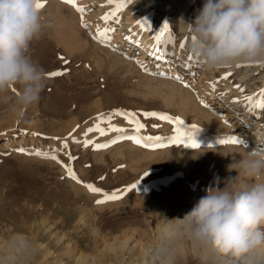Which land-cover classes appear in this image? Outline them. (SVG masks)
<instances>
[{
    "label": "rangeland",
    "instance_id": "1",
    "mask_svg": "<svg viewBox=\"0 0 264 264\" xmlns=\"http://www.w3.org/2000/svg\"><path fill=\"white\" fill-rule=\"evenodd\" d=\"M144 1L146 3V0ZM184 1L185 0L180 2L184 3ZM41 2L45 4V7L40 9L44 27L42 28L39 37L32 41L30 45V55L40 66L43 68L46 66L44 70L47 74L53 71L63 72L64 74L53 78L46 77V88L41 94L39 103L35 106L24 109L23 111L20 106L15 103L14 94L16 93V88L9 89L6 94L0 95V237L7 238L9 237V234L18 232V228H26L27 226L32 225L38 228L34 229L37 231L36 233L42 237L44 244L48 241L50 244H54L55 247V238L46 236L44 233L46 232L44 231L46 226L44 225V222L47 225L61 223V221L64 220L63 213L66 206L69 207L71 204V206L74 205L73 207L70 206L71 209H76V211H78L77 208H80L82 211L84 210L83 213H85L87 217L86 221L91 222L95 219L94 222L96 221L97 224H101L103 230L101 233L99 232L98 236H92V233H87L86 229H84L87 233L86 234L84 230L77 228L78 225H81V223L79 224V217L77 216L76 218H72V222L70 221V229H64L62 232L64 233L68 229V231L71 232L73 229L71 232L73 240L79 238L82 239L84 235H87L88 237L85 238V241L83 242L85 245L87 244V249L80 247V251L82 250L81 252L86 255L102 253L106 260L105 264H109L111 260L115 261L116 257L113 251H107V244L114 241L117 237H119L118 239H120L121 236L123 237V234L108 233L109 230L111 232V228L120 226L125 222L123 216L125 215V211L122 210L123 212L121 213L117 211L116 213V208L119 206L117 207L118 203H115L119 202L120 199L116 202L112 201L97 204V198L100 197L98 200L102 199L100 195L90 193L85 187L82 189L84 190L83 192L78 191L77 193L76 190H73V188L76 189L75 187H70L72 185H69V178L62 165L70 166L76 177H79L82 181L85 179V184L96 185L95 187L103 184L101 186L103 187L102 189H104L103 191L111 193L115 189V191L123 190L122 187L123 184L125 185L124 182H126V177L149 176L148 174L151 172L155 173L158 166H160L158 169L159 171L161 169L164 171H156L159 172L161 176L168 174V171H170L168 169L171 168H175V173L177 175L180 170H183L184 166L186 168L189 167L190 170L192 169V171L195 172L198 170L199 175L202 171L201 169H205L203 172L207 177H217V179L220 177H234L236 173L234 172V174H232L233 171H229L228 167L232 162L230 159L234 158L232 154L234 151L232 152L229 151V149L218 147L214 149L212 148L208 151V154L211 155L199 154V160H201L203 156H208L202 158L201 163L196 161V164L200 165H196V167H194V169H196L193 170V168L187 165V162H180L181 164H178V161V163H176L177 165L175 163L167 164L165 159L167 154L164 153L165 151L155 155L156 157L154 156L157 159L155 160L156 162L148 160V158H146L148 162L145 158L146 161L144 159H139V157L143 158V155L145 154H142L140 150L135 148L137 145H133L134 149L133 147L132 149H127L126 146L122 149L121 147L117 148L115 145H111L106 149H101L103 151L96 154L98 152H96L97 150H94L93 144L101 143V140L105 138V135L101 136L98 132H88L87 135H85L87 129L94 127L98 123V117L104 118V121L100 122V127L102 128L107 129L109 126H112L132 129V126L123 117L113 116L111 120H108V116L111 113L121 111L136 113V118L145 125L142 130L147 133V136H160L165 133L174 134V125L169 124L167 121L159 120L154 117L144 118L142 116V114L146 112H155L158 115H168L174 120L179 117L182 121V118H185V120L192 118H181V108L179 110V105L175 104L177 102L173 104L172 101L169 103L167 100L169 90L157 86L155 81L153 83L148 81L150 78H155L169 81L174 80L177 85H187L185 87L191 85L193 90L198 89L197 92H199L197 93V96L200 98L199 100H205L207 103H204L206 104L204 105V110L207 109V112L212 110L215 118H217L216 120L219 122L222 118H225V122L234 127L232 132L246 140L247 133L244 132V129L242 130L237 127L239 124L238 121L232 118L227 119L228 117H223V114H227L225 113L226 110H228L226 108L232 105L230 97L238 98L240 104H245L246 96L253 97L258 92L264 90V82L262 79H258V77L261 76L259 74L260 70L258 73L251 72V75L245 78L244 82H240V76L237 71L232 72L231 75H229L228 80L218 82L223 76L222 72L217 73V77H213L209 70L204 69V67H193V74H190L191 67L185 70L180 68L177 63L174 68L159 66L157 65L159 62H156L155 64L151 61L147 62L148 60L144 63H148V65L145 69H142V73L138 70L127 71L123 68L122 62H115V60L107 56L114 51L119 56L128 53L127 55L129 57L126 58L128 61H132L140 55L141 51L139 47L135 48V46H133L132 48L129 45L127 46V44L122 45L121 38H117L113 33L118 31L120 22H114V27H112V29L108 26V28L111 29L108 41L105 44H101L95 39L94 31L91 29L93 24L103 23L101 13H98L99 7L91 5L90 0H76V5L79 3L82 8L85 9V19L82 26L81 16H83L84 13L81 14L74 10V14L78 17L77 19L79 22H77L78 29L76 30H79L82 35L81 37L78 36L77 40H71L68 39V34H65L68 32V30H66L68 28L67 26H69L68 24H71L70 20L66 25L67 20L65 19L67 18L69 21L72 15L70 12L72 9L71 6L68 4H66L68 5L66 6L62 2V4L68 9L63 8L60 12V10L55 9L56 7L52 5V3H49L50 0H41ZM136 10L138 9L131 6L132 13ZM154 11H156L154 21H156H153L155 26H153L151 36L159 28L162 22V19L160 18L164 13V10H157V8L154 9ZM57 12L63 16L62 19L60 18V14H55ZM139 15L141 16L137 18L138 20L145 17L143 11H141V14ZM178 26L180 25H175V35L179 32ZM127 31L126 28L123 29L124 38L128 36ZM132 49H134V51ZM169 64L170 63L167 62L165 65ZM243 72L244 71H241L240 73ZM160 73H164V75L161 76ZM175 77H180V79L177 80ZM226 84H229L230 90H234L237 86H241L243 93L240 94L235 91V93L233 92V95L227 90V88H225ZM200 92H202L203 95H200ZM211 94H214V97H210ZM223 97L227 99L225 108L221 109V111L213 110L215 106H211V104L215 101L214 99L219 101L220 98ZM262 115H259V119L264 124V117ZM201 119L204 120V118ZM187 122H185V124ZM200 122L201 121H199V124L201 125L199 126L202 128L204 123L202 124ZM219 127L218 130H223V126ZM203 128L206 129L205 127ZM109 133L110 132H108L107 135ZM88 139L93 141V144L90 143L89 147H84V141ZM245 140L243 141V146H245V148H250L251 145H254ZM6 142L9 144L5 145ZM64 143L67 144V147H63ZM248 145L250 146L248 147ZM255 146L256 145L253 147ZM21 148L25 150L24 153L18 151V149ZM261 148L263 149L264 146H261ZM36 150L55 154L60 163H57L52 159H45L32 154ZM129 151L131 154L126 153ZM129 155H131V161H129ZM69 156L74 159L69 161ZM132 159L135 161H132ZM138 159L143 160L142 166ZM204 160H206V163ZM203 162L205 163L204 165L202 164ZM207 162L210 164L208 165ZM144 163L146 165H144ZM147 163H150L151 165L149 164L148 166ZM189 163H192L193 165L195 162L194 160H190V162L188 161V164ZM205 165H207L210 170ZM153 166L155 167L154 170L153 168L151 169ZM199 166L201 168L200 170L198 168ZM146 167L149 168V170L147 168L148 171L146 170ZM186 168H184V170ZM212 169L216 172H213ZM203 172H201V177L205 176ZM209 172L211 173L210 176ZM146 173L147 175H145ZM112 177H120L118 179L121 181V186L118 188L111 187L113 186V181L112 183L110 182L114 179ZM122 177L125 178L123 179ZM108 179L110 180L108 181ZM121 192L123 194V191ZM94 195L95 197H93ZM70 201L72 203H70ZM64 205L65 208H58V206L60 207ZM114 205L116 206L114 207ZM76 211H71V213L74 214L73 216L76 215ZM54 213H58L62 217L58 214L55 215ZM45 215H51L49 218H52V223L45 221L46 218L43 217ZM42 217L44 218V221L42 220ZM54 217L56 219L55 222ZM117 217H119V220ZM98 218H100V220ZM140 219L142 220V218ZM149 224L151 225V228L149 227L148 230L149 232L146 228L143 229H146V232H152V235H155L154 225L151 220ZM52 227L54 228L55 226ZM34 229L32 235L27 230H24V234L29 237L34 236ZM56 231L52 230V233ZM157 235L158 234L155 236ZM89 243L91 246H89ZM84 244L82 246H85ZM95 249L96 251H94ZM65 250V248L61 249L58 247L56 251L60 260L63 261L61 264H73V262L64 254ZM127 253L128 252H125V255L122 257L123 261L121 264H128L131 261V257ZM106 254H108V257Z\"/></svg>",
    "mask_w": 264,
    "mask_h": 264
},
{
    "label": "bare ground",
    "instance_id": "2",
    "mask_svg": "<svg viewBox=\"0 0 264 264\" xmlns=\"http://www.w3.org/2000/svg\"><path fill=\"white\" fill-rule=\"evenodd\" d=\"M90 1H91L90 2L91 5H95L96 7H99L98 13H101V16H105V15L115 12V16H110L109 20L111 21H108V23H105L103 21V23L93 24V27L91 29L94 31L95 36H96L98 29L103 30L105 28H108V26L111 27L112 29V27H114V22H120L118 31L113 32V33L117 36V38H121L122 45L127 44V46L129 45L132 48L133 46H135V48L139 47L141 51L140 55L137 58L133 59L132 61L127 60L126 57H129L127 55L128 53L124 55H120V56L117 55L115 51L110 54L108 53L109 55L107 56L111 57L113 60H115V62L116 61L122 62L123 68L126 69L127 71H137L138 70L142 73V69H145V67L148 65V63L147 64H144V63H146V61L148 60L147 62L151 61L155 64L156 62H159V64H157L159 66H167V67H173V68L175 67V64L177 63L180 66V68L185 69V70H186L185 65L187 64L188 69L191 67L190 74H193L192 73V71H194L193 67L194 68L204 67V69L209 70V72L213 75V77H217V73L222 72L223 76L220 80H218V82L228 80L229 75H231V73L235 71H237L238 75L240 76V79H239L240 82H244L245 78L251 75L250 74L251 72L258 73V71L260 70L259 74L261 76H259L258 79H262L264 82V65L233 63L228 67H223L220 69H209L206 66H204L198 59L194 57H192L191 62L189 61L188 58L189 56H191V54L188 52V49H187L188 37L186 35L185 26L183 22H181V20H183L185 23H191L194 20L196 13L202 7L204 0H192V1L185 0L184 3L180 2V0H146V3L144 0H131V3L127 4L121 11H118V12L115 10L114 4L118 3L119 0H114L113 5H109L108 0H90ZM190 2H191V6L188 5V3ZM49 3H52V5L56 7L55 9L60 10V12H61V9L63 10V8H67L66 6H68L65 3L64 4L66 6L63 5L62 0H59V1L52 0V2L50 0ZM76 6L82 8L81 4L79 3ZM131 6L135 7V9H138V10L132 13ZM71 8L72 9L71 10L69 9V10L72 15L69 21L67 18H65L67 20L66 25L71 20L70 22L71 24H68L69 25L67 26L68 28L66 27L67 28L66 30H68L69 33L66 32L65 34H68V36L66 35L68 39L77 40L78 36L81 37L82 34L79 30H76L78 29L77 27L78 17H76V15L74 14L75 8L72 6ZM156 8L157 10L158 9L164 10V13L162 14L160 18L162 19V22L159 28L151 36V33L153 31V26H155L154 22L156 21V20L154 21L155 19L154 15L156 14V11H154V9ZM141 11H143V14L145 15V17L142 18L141 20H138L137 18L141 16L139 15L141 14ZM58 12L55 14L59 15L60 13ZM84 15L85 13L83 14V16H81L83 21L85 19ZM62 17L63 16H61L60 14L61 19ZM165 24L169 26V32L174 37V41L172 44L163 46L162 51L166 52L167 55L163 56L161 59H157L156 55L158 53L156 52V41L154 37L159 34L161 28ZM176 24L180 26H178L179 32H177L175 35L174 29H175ZM124 28L128 30L127 31L128 36L126 37L127 39L124 38V34H123ZM181 42H184V48L180 47ZM132 50L134 51V49ZM167 62H169L170 64L165 65L167 64ZM143 64L144 66L141 67V65ZM241 71H244V72L240 73ZM148 81L152 83L155 81L157 86L164 87L165 89L169 90V95H167V100L169 101V103L170 101H172L173 104L177 102L175 104L180 106V107L178 106V108L179 110L181 108L180 113L183 114V115L182 114L180 115L181 118L182 117H187V118L192 117V118H188L190 121L186 119L189 122H187L185 118H182L183 121L185 120V122H187L186 124L184 122V128L190 130L192 125H195L197 128H199V130L194 133V140L197 144H199L200 147L198 149H192V148L183 147L182 145L181 146L172 145V146H169L163 149L151 150L148 148H144L142 146H138L137 144H134L130 140H123L115 144H112V145H115L117 148L121 147L122 149H124L123 147L126 146L127 149L129 148L132 149V147L134 149L133 145H137V147L135 148L140 150L142 154H145L143 155V158L139 157V159L148 158V160H152V161L157 160L155 158L156 157L155 155L165 151L164 153L167 154L165 158L167 164H172V163L176 164L178 163V161H179L178 164L187 162V165L193 168V170H195L196 168L194 169V167H196L197 165L196 161L197 162L199 161L201 163L202 158L208 155H211V154H208V151L212 148L214 149L218 147H223V149H229V151H232V152L234 151L235 153L234 152L232 153L233 157H239L243 154L245 149L250 151L251 149L255 148L257 146V141L264 143V124L259 119V115L263 114L262 116L264 117V110L256 109L250 112L247 101L245 104H240L238 102V98L232 97L233 98L232 99L230 97V99L232 100L230 101L232 102L231 103L232 105L226 108L228 109L225 112L227 114H223V117L225 116V117H228L227 119L232 118L238 121L239 124L237 127H239L242 130L244 129V132L247 133L246 134L247 137L245 140V138H242L238 136L236 133L232 132V129H234V127L230 126L229 123H226L225 118H222V119L220 118L221 120L219 122L218 120H216L217 118H215L212 110H209V112L206 111L207 109L204 110V105H206L207 103L205 100H199L200 98L197 96V93L199 92V91L197 92L198 89L193 90L191 85H189L188 87H185L184 84L177 85V83L174 80L169 81V80H163V79H155V78L151 79L150 78L148 79ZM225 88H227V90H229L230 93L232 94L233 92L235 93V91L239 92L240 94L243 93L241 86L235 88L234 90L233 89L230 90L229 84H226ZM260 93L261 92H258L257 94H255L253 98L255 100L261 99ZM200 95H203L202 92H200ZM213 95L214 94H211L210 97H214ZM214 100L215 101L211 104V106L212 105L215 106L213 110L221 111V109L225 108V105L227 104L226 102L227 99L223 97V98H220L219 101H217L216 99ZM199 117L204 118V120L205 119L206 120L204 121L203 119ZM199 121H201L200 123L202 124L204 123L202 128L199 126L201 125L199 124ZM219 126L222 127L223 130L221 131L218 130ZM203 127H205L207 130L204 129ZM125 134H132V129H125ZM146 134H147L146 132L141 130L140 135L147 136ZM174 134L165 133L160 136L167 137V136H171ZM117 135L119 134L110 132L108 135H105V138L103 140H101L102 141L101 144L108 143L110 140L115 139ZM230 135H235L237 138L241 139L242 141L245 140L246 142L253 143L256 146L253 147L254 145H251V146L248 145V147L250 146V148H245V146H236V145L220 146L217 143V141L209 140L210 137L224 138ZM88 141L90 140L88 139ZM91 142H92L91 144H93V141ZM8 144H9L8 142L5 143V145H8ZM100 151H103V150H97L96 152L98 153L96 154H99ZM130 151L126 153L131 154ZM199 154H202V155L208 154V155L203 156L201 160H199V156H200ZM130 156L131 155H129L128 157L129 161H131ZM139 159L138 161L139 163H141V166H142L143 160H139ZM190 160L191 161L194 160L195 163L192 165L193 163L192 162L191 164L189 163L190 164L189 165L188 161L190 162ZM230 160L232 161V159ZM132 161H135V160L132 159ZM204 162L206 163V160H204ZM204 162L202 163L203 165L205 164ZM147 164L149 166L150 163H147ZM209 164L210 163H208V165ZM144 165L146 164L144 163ZM147 168L148 167H146V170ZM152 168L154 170L155 167L153 166L151 167V169ZM157 168L159 169L160 166H158ZM184 168L186 167L183 166V170H180V172L177 175L175 173V168H171V169H168L170 170L168 171L169 173L168 174L165 173L166 175H163V176H161V174L159 173L163 170L161 169L159 171L157 169L159 172H156L157 170H155V173L149 171L151 173L148 174L149 176H146V177H126V182H124L125 185L123 184L122 188L123 190L124 189H130V190L126 192H124L123 190H120V191H123L122 198L119 200V202H116L117 200L115 201L116 202L115 204L118 203L117 207L119 206L118 208H116V213L117 211L120 213L125 211V215H123L125 218L124 220L125 222L122 225L118 224L120 226H115V228H111V232L110 230L109 232L107 231L108 233H115V234L118 233L119 235L123 234V237L121 236L120 239H118L119 237H117L114 241L109 242V243L107 242L108 243L107 251L108 252L113 251L116 257L115 261L111 260L109 264H121L123 261L122 257L125 255V252H128L127 254H129V256L131 257V261L128 264H244V262L241 259H237L231 256H226L224 254L219 253L215 249L203 246L200 242H198L196 239L192 237V235L186 230L184 224L180 220L183 218V216L186 213H188L192 209V207L196 204L199 198L205 194L206 188L211 186L214 181L222 182L229 177H220L219 179H217V177L216 178L207 177L205 173L203 172V170L205 169H201L199 166L198 167L199 170L201 169L202 170L201 172H203V174L206 176V177L205 176L201 177L200 175L202 173L200 171H199L200 172V175H199L198 170H196L195 172V171H192V169L190 170L189 167L186 168L185 170ZM213 169L212 171L216 172L214 171L215 169L214 170ZM197 173L198 175L196 176ZM211 173L209 172V176ZM232 174H234V171L232 172ZM112 178L114 179L111 180L110 182L112 183L113 181V184H112L113 186L111 187L118 188L119 186H121V181L120 179H118L120 177H112ZM69 180H68V182L70 183L69 185H72L70 187L71 188L75 187L76 189L73 188V190H76L77 193L78 191L80 192L84 191L82 189H84L83 185L85 184V181H84L85 179L82 181L81 179H79V177H77V180H79L80 183H77L76 181L70 178ZM109 180L110 179H108V181ZM102 185L103 184H101V186ZM133 185H136V187L133 188ZM95 186L96 185H94V187ZM101 186L99 185L97 187L98 188L100 187V189L103 191L104 189H102L103 187ZM220 187H223V183H220ZM93 197H95V195ZM71 201L70 203H72ZM70 206L71 204L69 205V207L66 206V209L63 213L64 220L61 221V223L59 224L53 223L54 225H51V224L47 225L44 222V225H46L44 228L45 229L44 231L46 232L44 233L46 234V236L55 238V247H54V244H50L48 241L46 242V244H44V240L42 239V237L38 235V233H36L37 231L34 229L36 227L32 225L27 226L26 228L20 227V229L19 228L17 229L18 232L14 234H9V237L7 238L0 237V264H61L63 261L60 260L59 256L56 254L58 247H60L61 249L63 248L66 249L64 251V254L73 262V264H105L106 260L102 253L94 252L95 255H90V254L86 255L83 252H81L82 250L80 251V247L86 248L87 244L85 245L83 242L85 241V238L88 237L87 235H84L82 239L79 238L77 240L76 239L73 240V237H72L73 235L71 234L73 229L71 232L68 231L71 227L70 221L73 220L72 218L74 217L76 218L77 216L79 217L78 219L79 224L81 223V225H78L77 228H80L82 230L86 229L87 233L88 232L92 233L91 234L92 236H95V235L98 236L99 232L101 233V231L103 230V227L101 226V224L100 225L97 224L96 221L94 222L95 219L91 222L90 221L87 222L86 214L83 213L84 210L82 211L80 208H77L78 211H76V209H71ZM115 206L116 205H114V207ZM61 207L63 209L65 208V205L60 206V207L58 206L59 209ZM71 211H76L75 212L76 215L73 216L74 214H72ZM61 215H62V211H61ZM43 217L47 219V220L45 219V221H48V223H52L51 222L52 218H49L51 217V215L49 216L45 215ZM140 218H142V220ZM98 219L100 220V218ZM117 219L119 220V217H117ZM42 220L44 221V218ZM55 220L56 219L54 217V222ZM150 220L152 224L154 225L155 235L158 234L157 236H155L154 234L152 235V232L148 233L149 227L151 226L149 224ZM52 226H55V227L53 228ZM67 228L69 229L63 233L62 230L67 229ZM143 228H146L148 232H146V229L144 230ZM33 229L35 230L34 236L29 237L26 234H24L25 233L24 230H27L32 235ZM55 229L56 230L58 229V230L56 231ZM141 229H143L144 231ZM52 230L56 232L52 233ZM89 238H90V235H89ZM82 243L85 246H82L83 245ZM89 246H91L90 243H89ZM86 249L84 250L87 251ZM96 249L94 251H96ZM106 256L108 257V254H106ZM261 264H264V252L261 253Z\"/></svg>",
    "mask_w": 264,
    "mask_h": 264
},
{
    "label": "clouds",
    "instance_id": "3",
    "mask_svg": "<svg viewBox=\"0 0 264 264\" xmlns=\"http://www.w3.org/2000/svg\"><path fill=\"white\" fill-rule=\"evenodd\" d=\"M36 3L0 0V95L16 88L15 103L22 111L37 105L46 87L47 73L30 55V45L44 27ZM181 22L188 52L207 68L264 65V0H204L191 23ZM261 146L257 141L255 148L234 157L228 167L236 175L214 181L180 219L203 246L244 264H261L264 252Z\"/></svg>",
    "mask_w": 264,
    "mask_h": 264
},
{
    "label": "snow or ice",
    "instance_id": "4",
    "mask_svg": "<svg viewBox=\"0 0 264 264\" xmlns=\"http://www.w3.org/2000/svg\"><path fill=\"white\" fill-rule=\"evenodd\" d=\"M63 3L71 5L72 7L75 8V10L78 13L83 14L85 9L77 7L76 6V0H62ZM114 0H108L109 5H113ZM131 3V0H119L118 3L114 4L115 10L121 11L127 4ZM44 7V4L41 2V0H37L36 3V9L40 10L41 8ZM110 16H115V12L110 13L108 15L102 16L101 19L105 22L108 23ZM81 24L83 26V19H81ZM111 29L105 28L103 30H99L96 33L95 39L100 42L101 44H105L108 41L109 33ZM127 39V38H126ZM156 41V52L158 53L156 55L157 59H161L163 56H166L167 53L162 51L163 46L172 44L174 41V37L172 34L169 32V26L165 24L158 35L154 37ZM181 48H184V42H181L180 44ZM189 61H192V56H189ZM239 66V65H237ZM143 67V65H141ZM185 68H188V65H185ZM63 72L59 71H53L47 74V78H53V77H58L63 75ZM161 76L164 75V73H160ZM227 78V77H225ZM175 79L179 80L180 77H175ZM187 86V85H185ZM239 87V86H237ZM261 99L255 100L252 96H246L245 100L248 102V108L249 111H254L256 109H261L264 110V90L261 91L260 93ZM113 116H119L123 117L127 122L132 126V134H125V129L120 128V127H112L109 126L107 129L100 127V122L104 121L103 117H98V123L92 127L87 129V132L85 135H87L88 132H99L101 136L107 135L108 132L112 133H117L115 139L110 140L108 143H96L93 145L94 150H101V149H106L110 147L112 144H115L119 141L123 140H130L134 144L140 145L142 147L151 149V150H156V149H163L167 148L172 145L176 146H183L186 148H192V149H198L200 146L197 144L194 140V133L199 130L195 125L191 126V129H185L184 128V121H182L179 118H176L175 120L168 116V115H158L155 112H146L143 113L142 116L144 118H149V117H154L159 120L167 121L169 124L174 125V135L167 136V137H161V136H142L140 135L141 130L145 127L143 123L140 122L139 119L136 118L137 114L132 113V112H121V111H115L111 113L108 116V120H111ZM75 142V141H74ZM92 143L91 141L85 140L84 141V147H88L89 144ZM219 145H236V146H243V141L239 138H237L235 135H230L227 137H224L220 140L217 141ZM63 147H67V144L64 143ZM211 147V146H209ZM19 152L24 153L25 150L23 148L18 149ZM32 154L42 157L45 159H52L56 161L57 163H60L59 160H57V157L55 154H50V153H45V152H40L38 150L34 151ZM74 159L73 157L69 156V161ZM62 167L65 168V172L68 176V178L76 181L77 183H80L79 180H77V177L75 173L73 172L72 168L67 165H62ZM90 193L92 194H98L102 197V199H99L96 201L97 204H103L107 202H112L116 201L122 198V192L121 191H113L111 193H105L103 192L100 188L94 187L92 184H84L83 185ZM136 185H133V188H135ZM130 189H124L123 191H129Z\"/></svg>",
    "mask_w": 264,
    "mask_h": 264
}]
</instances>
